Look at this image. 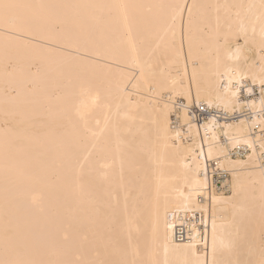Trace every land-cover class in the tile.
<instances>
[{"label":"bare ground","instance_id":"1","mask_svg":"<svg viewBox=\"0 0 264 264\" xmlns=\"http://www.w3.org/2000/svg\"><path fill=\"white\" fill-rule=\"evenodd\" d=\"M0 5V264H264V0Z\"/></svg>","mask_w":264,"mask_h":264},{"label":"built area","instance_id":"2","mask_svg":"<svg viewBox=\"0 0 264 264\" xmlns=\"http://www.w3.org/2000/svg\"><path fill=\"white\" fill-rule=\"evenodd\" d=\"M195 109V118L197 121L202 120V118L204 117L205 113H206V109L202 106H200L199 108H194ZM216 177V175H215ZM218 182V181H217Z\"/></svg>","mask_w":264,"mask_h":264},{"label":"snow or ice","instance_id":"3","mask_svg":"<svg viewBox=\"0 0 264 264\" xmlns=\"http://www.w3.org/2000/svg\"><path fill=\"white\" fill-rule=\"evenodd\" d=\"M0 7H3L5 9H7V8H10V7H14V5H0Z\"/></svg>","mask_w":264,"mask_h":264},{"label":"rangeland","instance_id":"4","mask_svg":"<svg viewBox=\"0 0 264 264\" xmlns=\"http://www.w3.org/2000/svg\"><path fill=\"white\" fill-rule=\"evenodd\" d=\"M215 183L218 184L219 182L217 183V181H216ZM52 237H53V236H52ZM48 238H50V237H48ZM52 239H53V238H52Z\"/></svg>","mask_w":264,"mask_h":264}]
</instances>
